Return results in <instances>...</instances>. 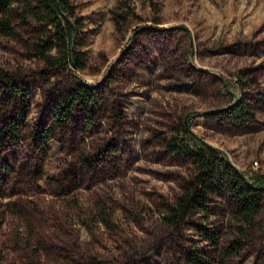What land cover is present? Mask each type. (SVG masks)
<instances>
[{"label":"rangeland","instance_id":"obj_1","mask_svg":"<svg viewBox=\"0 0 264 264\" xmlns=\"http://www.w3.org/2000/svg\"><path fill=\"white\" fill-rule=\"evenodd\" d=\"M81 21L84 67H47L31 50L37 27L16 23L21 41L0 34V264H185L192 245L216 260L195 225L235 235V200L209 194L208 218L162 222L193 175L166 142L184 123L193 142L216 149L247 176L264 180V0H72ZM0 82L2 79H0ZM75 83L97 86L92 124L80 104L64 128L53 109ZM242 99L252 118L220 111ZM219 111V112H218ZM179 134V133H178ZM180 137L183 135L179 134ZM103 206L110 227L99 210ZM239 253L226 264H264V197Z\"/></svg>","mask_w":264,"mask_h":264},{"label":"trees","instance_id":"obj_2","mask_svg":"<svg viewBox=\"0 0 264 264\" xmlns=\"http://www.w3.org/2000/svg\"><path fill=\"white\" fill-rule=\"evenodd\" d=\"M72 0H0V34L14 37L21 41L16 23L22 27H37L40 35L31 43L33 55L38 57L47 67L71 66L75 70L84 67L83 52L79 50L82 43L79 40L81 21L75 15ZM0 85L6 91H13L12 97L19 96L24 109L18 111L9 120V126L16 128L25 120L27 111L24 88H14L11 75L0 70ZM97 86L75 83L67 90L60 103L53 109L54 122L48 130L36 129L35 134L48 139L51 129L64 128L72 119L71 110L75 104H80L86 112L87 123L92 124L93 112L91 105L101 99ZM219 112V111H218ZM222 116L247 121L252 118L242 99L235 100L222 111ZM183 137H180V135ZM187 128L181 123L177 135L166 142L168 151L187 157L193 165V175L183 185L176 199L166 205L160 212L162 222L168 225H179L187 215L200 212L208 218V198L214 192H227L236 203L232 212L235 235L227 248L220 246L218 232L205 225L196 224V230L205 241H210L216 260L209 258L198 245H192L187 253L185 264H226L236 256L242 248V236L247 227L253 225L254 217L261 208L264 197L263 177L247 176L231 164L215 148L193 142L187 135ZM6 127L0 128V145L6 139ZM105 226L110 223L105 217L103 206L99 210ZM0 216V226L2 224ZM21 264H39L29 260ZM85 264H100L96 259H90Z\"/></svg>","mask_w":264,"mask_h":264}]
</instances>
